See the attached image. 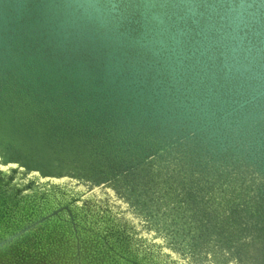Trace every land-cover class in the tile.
Listing matches in <instances>:
<instances>
[{
	"label": "water",
	"instance_id": "95a60500",
	"mask_svg": "<svg viewBox=\"0 0 264 264\" xmlns=\"http://www.w3.org/2000/svg\"><path fill=\"white\" fill-rule=\"evenodd\" d=\"M46 184L0 244L264 264V0H0V190Z\"/></svg>",
	"mask_w": 264,
	"mask_h": 264
},
{
	"label": "rangeland",
	"instance_id": "374dc122",
	"mask_svg": "<svg viewBox=\"0 0 264 264\" xmlns=\"http://www.w3.org/2000/svg\"><path fill=\"white\" fill-rule=\"evenodd\" d=\"M33 189L32 193L0 192V219L20 220L25 212L61 204L52 184ZM5 193V194H4ZM67 230L64 233V230ZM28 230L0 244V264H101L94 241L84 231L71 230L64 223L50 231Z\"/></svg>",
	"mask_w": 264,
	"mask_h": 264
}]
</instances>
